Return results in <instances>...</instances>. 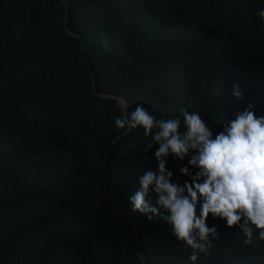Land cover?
<instances>
[{"label": "trees", "instance_id": "obj_1", "mask_svg": "<svg viewBox=\"0 0 264 264\" xmlns=\"http://www.w3.org/2000/svg\"><path fill=\"white\" fill-rule=\"evenodd\" d=\"M260 8L0 0V264H191L162 219L131 211L158 145L146 152L151 137L116 129V99L125 114L139 103L157 119L198 110L214 135L237 108L264 115ZM187 164L167 159L172 182H190ZM206 223L218 237L197 264H264V242L243 246L238 227L211 214Z\"/></svg>", "mask_w": 264, "mask_h": 264}, {"label": "clouds", "instance_id": "obj_2", "mask_svg": "<svg viewBox=\"0 0 264 264\" xmlns=\"http://www.w3.org/2000/svg\"><path fill=\"white\" fill-rule=\"evenodd\" d=\"M256 16L264 22V8ZM231 94L243 99L239 84L233 85ZM114 123L122 134L142 131L151 137L146 152L158 145L154 152L158 169L138 177L139 187L129 197L131 211L152 222L162 219L171 235L191 250V264H197L201 254L210 256L212 241L218 237V226L206 223L209 214L224 220L228 228L238 227L243 246L264 242V115L257 116L254 105L237 108L215 135L198 110L157 119L138 103ZM169 157L187 158L180 173L190 182H172L173 173L166 167ZM151 193L157 196V206L149 199Z\"/></svg>", "mask_w": 264, "mask_h": 264}, {"label": "rangeland", "instance_id": "obj_3", "mask_svg": "<svg viewBox=\"0 0 264 264\" xmlns=\"http://www.w3.org/2000/svg\"><path fill=\"white\" fill-rule=\"evenodd\" d=\"M116 103L120 108H123L124 102L121 99H116Z\"/></svg>", "mask_w": 264, "mask_h": 264}, {"label": "water", "instance_id": "obj_4", "mask_svg": "<svg viewBox=\"0 0 264 264\" xmlns=\"http://www.w3.org/2000/svg\"><path fill=\"white\" fill-rule=\"evenodd\" d=\"M125 103H124V105H123V108H121V111H122V114L124 115L125 114Z\"/></svg>", "mask_w": 264, "mask_h": 264}]
</instances>
